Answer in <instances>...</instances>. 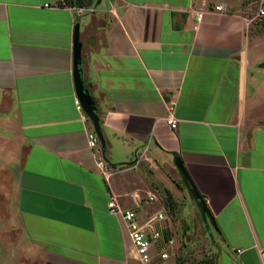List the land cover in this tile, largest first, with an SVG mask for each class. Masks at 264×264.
Wrapping results in <instances>:
<instances>
[{"label":"crops","instance_id":"crops-1","mask_svg":"<svg viewBox=\"0 0 264 264\" xmlns=\"http://www.w3.org/2000/svg\"><path fill=\"white\" fill-rule=\"evenodd\" d=\"M90 1L0 0V264H139L112 198L160 233L154 264H264V0Z\"/></svg>","mask_w":264,"mask_h":264},{"label":"built area","instance_id":"built-area-1","mask_svg":"<svg viewBox=\"0 0 264 264\" xmlns=\"http://www.w3.org/2000/svg\"><path fill=\"white\" fill-rule=\"evenodd\" d=\"M215 10L217 12H222L223 8L221 6H217L215 7ZM201 18H202V15L199 14L197 16L198 22L201 21ZM255 20L256 21L264 20V3L263 2H261L258 5L256 14L252 21H255ZM75 105L78 111L81 112L82 107L78 99H75ZM169 111H170V114L168 115L166 122L172 129H175L176 121L173 118L172 110L169 109ZM88 145H89V149L92 151V153L96 157L101 155V149L99 147V143H98V140L95 134H89ZM96 165L100 171H104L106 169V164L102 158H99L97 160ZM149 201L153 202L154 197H150ZM108 209L113 214L121 215L124 221L126 222L128 231H129V236L132 241L135 253L138 257L139 264H154L151 251H152V248L154 247L155 242L160 239L161 237L160 233L154 229H152L150 233L146 232L145 227L140 226L139 223L137 222L135 213L132 211H122L119 207L116 206L114 198H112L110 202L108 203ZM165 219L166 217H164L163 214H159L151 222H153L154 220L164 221ZM169 244L171 245V243ZM156 257L158 258L160 263H164L169 259V254L166 252V250H161L159 253H157Z\"/></svg>","mask_w":264,"mask_h":264},{"label":"water","instance_id":"water-1","mask_svg":"<svg viewBox=\"0 0 264 264\" xmlns=\"http://www.w3.org/2000/svg\"><path fill=\"white\" fill-rule=\"evenodd\" d=\"M78 23L75 26L74 30V66H73V73H74V83H75V90H76V96L81 104V107L85 114L90 118V120L93 123L95 134L100 142L102 152L105 153V142L102 135V131L99 124V119L97 116V109L94 105V101L92 100L90 93L88 90L84 87V84L81 79V68H80V42L78 37ZM264 67V65L262 66ZM176 167L186 176V173L184 171V168L180 162V160H176ZM188 180V177H186ZM194 195L197 197V199L201 202L202 206V219L204 223H206V218L209 217V212L206 208V205L204 201L201 199L199 194L194 189L192 183L188 180ZM210 218V217H209Z\"/></svg>","mask_w":264,"mask_h":264},{"label":"rangeland","instance_id":"rangeland-1","mask_svg":"<svg viewBox=\"0 0 264 264\" xmlns=\"http://www.w3.org/2000/svg\"><path fill=\"white\" fill-rule=\"evenodd\" d=\"M0 131H2L1 129H0ZM1 149V148H0ZM2 150V149H1ZM11 158V156H9V155H7V153L5 152V151H2V152H0V163H2L4 160H5V158ZM8 158V159H9ZM16 168H17V166L15 165V163H14V161L13 162H11V164H10V166L8 167V169H9V175L8 176H10V177H14L15 176V170H16ZM8 185V184H7ZM165 194V193H164ZM164 194H162L163 195V197L165 198L166 196L164 195ZM184 207V210H183V212H185L186 211V206H183ZM171 219L172 218H174V217H170ZM187 221L189 222V227L192 229V230H194V226H195V224L196 225H198L199 226V230H200V234L202 235V232H203V230L201 229V227H200V224H201V222H200V219H198L197 217H187ZM204 233V232H203ZM205 242H208V239L206 238V241ZM209 243V242H208ZM208 243H206L207 245H208ZM196 247L197 246H193V249L191 250V252H187V256L185 257L186 258V260H190L191 261V259H192V261L193 260H195V259H197L198 257L197 256H201V255H203V254H205V252H206V249H205V246H204V244L202 243V245L200 246V248H199V252L197 251L198 249H196ZM154 248V247H153ZM152 248V249H153ZM198 248V247H197ZM166 252L167 253H170V250L168 249V247L166 248ZM181 257V256H180ZM183 259V258H182Z\"/></svg>","mask_w":264,"mask_h":264},{"label":"trees","instance_id":"trees-1","mask_svg":"<svg viewBox=\"0 0 264 264\" xmlns=\"http://www.w3.org/2000/svg\"><path fill=\"white\" fill-rule=\"evenodd\" d=\"M65 2H69L71 5H76L79 8H86L87 6L90 5V0H64ZM196 264H206L203 261H198Z\"/></svg>","mask_w":264,"mask_h":264}]
</instances>
